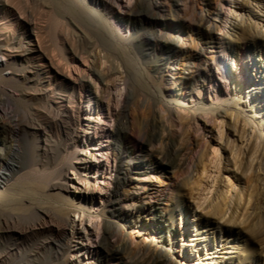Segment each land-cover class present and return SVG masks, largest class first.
<instances>
[{"label": "rangeland", "instance_id": "1", "mask_svg": "<svg viewBox=\"0 0 264 264\" xmlns=\"http://www.w3.org/2000/svg\"><path fill=\"white\" fill-rule=\"evenodd\" d=\"M34 1L69 23L62 45L40 14L63 62L90 47L75 139L63 170L50 171L61 187L46 190L61 202L36 205L68 223L61 262L133 264L157 249L167 264H264V0H141L159 21L151 28L134 16L140 0H79L91 16L81 22L63 0ZM128 93L137 108L124 105ZM147 105L158 134L151 143L132 128ZM118 121L132 151L124 157L113 151ZM167 138L184 149L172 168L162 158ZM120 164L131 172L116 203ZM105 228L113 236L104 242ZM19 262L37 264L23 256L1 264Z\"/></svg>", "mask_w": 264, "mask_h": 264}, {"label": "bare ground", "instance_id": "2", "mask_svg": "<svg viewBox=\"0 0 264 264\" xmlns=\"http://www.w3.org/2000/svg\"><path fill=\"white\" fill-rule=\"evenodd\" d=\"M64 1L66 9L78 22L91 17L83 11L79 0ZM148 6L140 0L134 16L151 28L159 25V21L149 14ZM42 13L46 16L48 29L56 33L55 39L62 45L67 43L69 23L63 21L54 8L50 12L44 4L34 0H0V188L5 186L4 191H0V237L6 238L0 264L19 256L31 263L63 264L60 257L66 249L67 221L52 211L36 208V205L40 203L39 199L61 202L59 194L47 193L46 190L61 187L52 183V173L56 169L63 170L64 150L75 139L74 131L80 115L78 101L85 90L83 80L88 73L86 54L90 47L84 45L79 52L74 50L70 55L71 61L63 62L45 39ZM133 24L135 28L140 26L135 21ZM69 41L71 44V39ZM139 42L148 45L144 37ZM140 92L144 91L140 89ZM133 99L128 93L124 105L131 101L137 108V100ZM51 102L55 105L49 104ZM121 118H125L124 113ZM118 122L115 132L118 143L114 144L113 151L115 155L124 157L132 151L119 141L125 127L122 121ZM132 126L136 140L151 143L158 135L148 105L143 116L138 112L133 117ZM183 151L167 138L162 158L172 168L179 164L178 157ZM52 169L55 170L50 173ZM130 172L127 166L120 164L113 193L116 203L121 193L126 195L123 189ZM16 174L20 177L7 187L8 181ZM224 207L225 200L212 207V214L220 215ZM116 213L114 205L111 214ZM112 236L110 229L105 228L103 241ZM12 239L14 242L9 243ZM117 251L119 254V251H125V247ZM133 264L167 263L157 249H146L141 259Z\"/></svg>", "mask_w": 264, "mask_h": 264}]
</instances>
